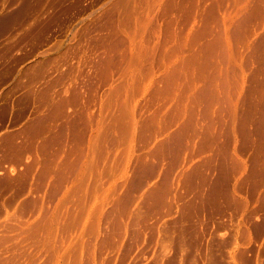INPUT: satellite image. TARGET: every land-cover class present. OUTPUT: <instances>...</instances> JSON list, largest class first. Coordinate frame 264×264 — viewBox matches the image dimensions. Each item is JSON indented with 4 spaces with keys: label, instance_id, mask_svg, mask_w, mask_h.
Instances as JSON below:
<instances>
[{
    "label": "bare ground",
    "instance_id": "obj_1",
    "mask_svg": "<svg viewBox=\"0 0 264 264\" xmlns=\"http://www.w3.org/2000/svg\"><path fill=\"white\" fill-rule=\"evenodd\" d=\"M108 7L84 25L88 45L60 77L57 98L45 84L31 89L45 78L43 60H35L43 35L30 26L20 32H36L25 56L35 60L25 68V96L49 109L22 130L33 151L44 135L40 169L21 160L17 145L9 149L18 174L46 181L50 194L40 195L43 207L28 197L15 214L0 208V264H49L56 256L62 264H111L121 248L129 260L117 264H253L250 241L264 250V0H112ZM31 10L20 0L1 15L0 30L21 27ZM231 211L242 222L240 239L222 232ZM83 216L90 219L78 229ZM98 234L93 262L87 238ZM185 236L193 239L188 254Z\"/></svg>",
    "mask_w": 264,
    "mask_h": 264
},
{
    "label": "rangeland",
    "instance_id": "obj_2",
    "mask_svg": "<svg viewBox=\"0 0 264 264\" xmlns=\"http://www.w3.org/2000/svg\"><path fill=\"white\" fill-rule=\"evenodd\" d=\"M11 1L12 0H0V17H1V15L9 12V10L11 8L15 7L19 3L20 0H16V3H13V4H11ZM30 1H31V9H32L30 14H29V17H28L30 19L29 20L30 22L27 19L26 22L24 23L25 26L22 25L21 27H20V25L18 27V22H15V23L7 25V27L5 29L3 28L2 30H0V81H1L0 82V181L2 182V183L0 182V202H1L0 205H2V206H0V208L4 207L5 209H7L8 213L11 212L14 214L17 211H19V209L21 207V203H22V202H20L21 200L23 201L24 199H26L28 197H34V198L40 197V198H38V205L43 207V206H46L45 203H47L46 198L44 199L45 196L43 194L44 193L46 194L47 192H48V194H50L49 185H47L48 183L45 184L46 181L42 184V185L45 184V186H42V185L37 184V182L35 181V178L31 179V176H30L31 174L27 175V173H24V176H21L18 174V172L23 173L22 166L19 163V161L16 160L18 158H16L15 155L13 154V152L10 151V149H9V147L11 145H17L18 147L21 148V151L19 152L20 154L18 153L19 156H21V160L28 161L29 163H31L33 161L34 162L33 166L35 165L34 168L37 166L36 169L37 170L40 169V167L42 165V156L43 155L41 152L42 151L41 147L39 145L41 144V141H42L41 137L44 138V135L43 136L39 135L38 136L39 138L36 137L34 139L37 146H36V144H34L35 145V151H33L31 148L27 147L29 134L28 133L25 134V133L27 131V127H28L27 125H28L29 121L32 119H38L41 117L48 116V112H49L48 110L49 109L47 108V106L44 109L45 106H42L41 104H39L40 103L39 97H35V99H34V98L28 97L27 95L25 96V92L27 90V88H25V86L23 87V84L26 81V76L24 73L25 68L29 66L28 64H31L33 61H35L37 59H39V60L41 59V61L43 60V67L44 68L43 67L42 68L45 71V78L43 79L44 81L42 80L43 82L41 81V83L40 82H37V83L33 82L31 89H32V91H39V88H43V86L45 84L46 86H44V88L45 87L49 88V95L57 98L59 93H60L59 91L62 87L61 86L62 82H60V77L67 70H71V68H72L71 66H73V68L75 67V65L77 64L76 62H77L78 58L82 59V56H83L82 53L79 54L80 50L85 49L83 47H86L88 45V43H87L88 39L87 38L89 37V34L88 33L85 34V32H87V30L84 32L85 28L87 27L86 23L89 22L91 20V18L93 19V16L95 17V16L100 15L103 12L102 9L105 10L106 7L110 6V2L112 0H38V1L37 0H30ZM8 8H9V10H8ZM110 8L108 7L107 9H110ZM6 10H7V12H6ZM138 10L142 11L141 9H138ZM142 12H141V14H143ZM84 25L86 26L85 28H84ZM29 26L33 27V30L37 31V33L40 32L43 35V38H41L42 41L39 44L40 47H38L37 49L39 51L43 50V52H44L43 54H41L40 57H39V55H37L35 57V60H32L31 62H27L30 58H26L25 56H26L27 52L29 51V49L31 50L34 48L35 38H33V37L35 36L36 32L33 31L34 34L32 33L33 35H31V37L30 36L25 37L22 33H20L26 27H29ZM34 27H36V28H34ZM83 28H84V30H83ZM81 31H83V32H81ZM123 32L124 31H122V33L120 35H123L124 34ZM21 35H23V36H21ZM38 36L41 37L40 35H38ZM22 37H23V39H21ZM19 38H20V40H19ZM41 39H37L36 41H40ZM81 40L86 41V42H84V43L82 42V44H80ZM32 46H33V48H32ZM81 48H83V49H81ZM72 50H73V52H72ZM66 51L70 52V53H67ZM66 53L69 54L70 56L67 55ZM75 53H78L79 56H77L78 54H75ZM72 54H74L76 57L74 55L72 57L71 56ZM63 60H66L67 62L70 61L69 62V63H71L70 66H68L69 63H67L68 65L66 63L63 64L62 63ZM53 61H56V62H53ZM79 63H80V61H79ZM57 65H59V66H57ZM64 65H66V66H64ZM65 67H68V68L65 69ZM30 68H28V69H30L29 71L33 70V66H31ZM35 68L37 69V68H39V66L37 65ZM57 76L59 78H57ZM51 82H53V83H51ZM55 88H57V89H55ZM49 122H50L51 127L55 126L54 124L56 123V121H49ZM24 129L26 131L22 132V130H24ZM26 136H27V138H26ZM9 137H11V139ZM25 138H26V140H25ZM53 147H56V145H54ZM35 152L37 155L35 154ZM32 154L33 155L35 154L37 157L36 156L33 157ZM38 157H39V159L37 160ZM38 162H39V164H38ZM36 169H34V170L36 171ZM19 178H23V181L20 182L18 180ZM1 179H3L4 181ZM25 179L26 180L28 179V180L26 181ZM93 179H94L93 175L89 176L90 181H92ZM115 179H117V178H115ZM5 180L7 181V183ZM89 183H91V182H89ZM181 184L182 183H180V185ZM29 185H30V187H29ZM105 185H106V183H105ZM18 188L22 189V190H19ZM243 190H244V188H243ZM43 191H44V193H43ZM59 193H57V194H59ZM237 193L238 194H245V190H244V192H242V189H241V192L239 190V191H237ZM22 194H24L23 195L24 197L22 196ZM36 195H39V196L36 197ZM40 195L41 196L43 195L44 197L42 198ZM98 197L99 196L96 197L97 199H96L95 203L99 202L100 197L99 198ZM41 198L43 199L42 201L40 200ZM232 213L233 212L231 211V214L230 213L228 214L230 217V218L228 217L229 219L225 218L226 219V221H224L225 222V226H224L225 229L222 228V232L223 233L225 232V233L231 235L232 237L236 236L237 239H240L242 237V235H241L242 234L241 233L242 222L239 220L240 219L239 215L237 216V214L235 215L234 213H233L234 215H232ZM231 217L234 219H232ZM89 219H90L89 217L87 219H85V216H83V219H81L82 220L81 223L77 225L78 229L81 228V227H79V225L82 226V224H84L83 222L87 221ZM22 220H23V218H22ZM232 220H234V222ZM102 222H103V219L100 220V223H101L100 228L101 229L103 226ZM227 225L229 226V228H227ZM235 230L236 231L239 230V231L236 232ZM239 232H240V234H239ZM98 235H96L95 237L93 235H89L90 238L89 237L87 238V236L84 237L85 240L89 239L88 241L92 242L91 244L95 247V248H93V251H94L93 257H91L90 259L88 258V259L91 261L96 260V262L98 259V254L96 252L98 245H96V244L97 243L99 244V242H100V241H98L100 239V235L99 236ZM91 237L94 239H91ZM186 237H187V240L192 239L189 236H185V238ZM237 239H235V240L237 242H239V240H237ZM12 241H14V239ZM95 241H97V242H95ZM244 241H240V243L241 242L243 243ZM146 242H149V241H146ZM153 242L155 243V241H152L149 243H151L153 245L154 244ZM10 243L11 244H9V243L8 244H9L10 250H11L12 249L11 245L13 242H10ZM94 243H95V245H94ZM248 243H249V240H246L243 244L247 245ZM250 243L254 247V249H251V250H254V251L252 254H251V251H249V255L250 254L252 255V256L250 255L251 257L248 255L250 257L249 260H250V262L254 261L257 264H260V263H258L259 262L258 260L261 259L260 254L264 253V252H262L264 250H262V248L260 247L259 244L254 246L252 241H250ZM7 246H5V247L8 250L9 246L8 247ZM121 249H124V248H121ZM121 249H119V252L117 254L118 256L120 254V256L118 257L116 255L115 257H113L111 264H113V262H114V264H117V262L120 263L121 261H126V258H127L126 262H128V260H129L128 256L130 253H128L126 255V257L124 258V257H122L123 251ZM84 250H85L84 248L81 250V253H82V254L80 253L81 257L84 254L83 253ZM3 251H4L3 255L6 254L5 255L6 257L8 256L7 254L10 253L9 250L6 252L5 249H3ZM255 251H258V252H255ZM255 253H257V254H255ZM217 254H218L217 255V261H220V259H222L221 258L222 256L220 255L219 252ZM253 255H254V260L252 259L253 261H251V258H253ZM57 257H59V256L54 257V259H52V262H50L49 264H55V261H56V264H60V263L62 264V259L61 258L57 259ZM83 257L85 258V256H83ZM83 257H82V259H84ZM118 258H120V259H118ZM115 259H116V261H114ZM207 259L208 258H205L204 260L207 261ZM119 260H120V262H119ZM126 262L121 263V264H125ZM254 262H253V264H254ZM209 264H211V263H209ZM262 264H264V263H262Z\"/></svg>",
    "mask_w": 264,
    "mask_h": 264
},
{
    "label": "crops",
    "instance_id": "obj_3",
    "mask_svg": "<svg viewBox=\"0 0 264 264\" xmlns=\"http://www.w3.org/2000/svg\"><path fill=\"white\" fill-rule=\"evenodd\" d=\"M183 240H184L185 243H182V244L186 246L187 250H185V252L188 254V250H189V248H188L187 243H188L189 241H191V240H189V241L187 240V242H186L185 239H183ZM182 242H183V241H182ZM183 245H182V246H183ZM185 246H184L183 248H180V249L182 250V252H184V249H186ZM190 250H191V249H190Z\"/></svg>",
    "mask_w": 264,
    "mask_h": 264
}]
</instances>
